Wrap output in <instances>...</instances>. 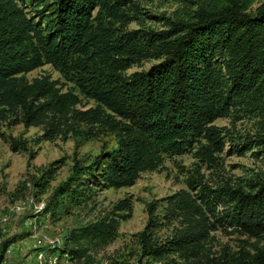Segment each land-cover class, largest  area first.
Wrapping results in <instances>:
<instances>
[{
	"label": "trees",
	"instance_id": "16d2710c",
	"mask_svg": "<svg viewBox=\"0 0 264 264\" xmlns=\"http://www.w3.org/2000/svg\"><path fill=\"white\" fill-rule=\"evenodd\" d=\"M18 1L0 0V122L40 127L44 140L101 133L115 138L113 147L74 160L42 213L82 206L100 189L131 186L165 156L193 151L200 162L215 166L225 135L213 121L234 108L258 118L261 129L249 142L264 148V4L248 12L253 0H220L197 7L168 30L140 32L110 25L132 0H53V13L42 25ZM144 57L159 60L145 71L125 73ZM43 64L72 87L62 90L48 76L24 78ZM74 89L94 105L77 107ZM53 172L44 169L32 181L39 194ZM185 183L186 189L162 199L160 215L154 203L146 205L145 225L134 235L138 261L264 264V247L215 257L205 247L217 228L264 241V180L247 189H212L193 170ZM129 213L128 200H118L109 213L69 230L60 253L73 264L90 261ZM174 221L170 234L156 240L155 232Z\"/></svg>",
	"mask_w": 264,
	"mask_h": 264
},
{
	"label": "rangeland",
	"instance_id": "374dc122",
	"mask_svg": "<svg viewBox=\"0 0 264 264\" xmlns=\"http://www.w3.org/2000/svg\"><path fill=\"white\" fill-rule=\"evenodd\" d=\"M53 0H19L23 12L33 22L42 25L52 15ZM220 0H132L122 7L123 16L110 20L117 30L158 32L168 30L172 22L185 20L199 6L214 5ZM48 3L47 6H44ZM264 0H253L247 11L253 12ZM95 9L92 11L94 13ZM41 12V13H39ZM44 14V16H40ZM159 59L144 57L125 73L145 71ZM48 76L62 84V90L72 87L49 64H43L24 75L26 80ZM79 98V108L93 106V101L84 98L74 89ZM223 128L224 143L215 154L216 165L209 166L193 156V151L163 157L154 171L141 172L134 183L118 189L97 190L93 199L82 206L63 205L54 214L42 213L54 188L63 183L70 173L74 160H86L101 150L114 146L115 138L101 133L86 139H76L70 134L52 140L41 138L40 127H23L20 123L0 122V264H48L55 257V264H73L60 253L69 230L94 221L109 213L113 205L126 198L130 213L120 220L116 236L96 253L90 261L78 264H166L146 259L138 261V246L135 233L141 231L147 219L146 205L154 203L155 214L163 212L162 199L179 189H186V179L193 170L198 171L204 182L212 189L227 184L231 188L247 189V185L264 180V148L250 144L261 129L258 118L234 108L225 116L213 121ZM11 139L15 141L13 150ZM243 142L245 146H243ZM249 143V144H248ZM23 146L24 148H21ZM247 146H249L247 148ZM53 169V176L44 192L38 193L32 185L42 170ZM174 221L155 232L156 240L168 236ZM39 239V248L35 240ZM264 247V241L256 240L229 228L210 232L205 247L211 256L235 255L241 250L252 251V246ZM37 246V245H36ZM42 251L36 257L35 251ZM171 257V256H170ZM175 264H190L175 259Z\"/></svg>",
	"mask_w": 264,
	"mask_h": 264
},
{
	"label": "built area",
	"instance_id": "2783aa9c",
	"mask_svg": "<svg viewBox=\"0 0 264 264\" xmlns=\"http://www.w3.org/2000/svg\"><path fill=\"white\" fill-rule=\"evenodd\" d=\"M40 244H41V242H40V240L39 239H36L35 240V247L36 248H39L40 247ZM37 245V246H36ZM35 253H36V257L39 259L40 257H42V254H43V252L40 250V251H35ZM64 257H66L65 255H63ZM48 264H55V257H53L52 259H51V261H48Z\"/></svg>",
	"mask_w": 264,
	"mask_h": 264
}]
</instances>
